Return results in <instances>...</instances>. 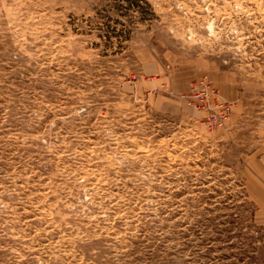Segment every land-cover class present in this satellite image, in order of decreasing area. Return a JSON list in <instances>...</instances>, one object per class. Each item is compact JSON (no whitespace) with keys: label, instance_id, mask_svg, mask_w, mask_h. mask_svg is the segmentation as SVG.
Here are the masks:
<instances>
[{"label":"rangeland","instance_id":"1","mask_svg":"<svg viewBox=\"0 0 264 264\" xmlns=\"http://www.w3.org/2000/svg\"><path fill=\"white\" fill-rule=\"evenodd\" d=\"M0 264H264V0H0Z\"/></svg>","mask_w":264,"mask_h":264},{"label":"built area","instance_id":"2","mask_svg":"<svg viewBox=\"0 0 264 264\" xmlns=\"http://www.w3.org/2000/svg\"><path fill=\"white\" fill-rule=\"evenodd\" d=\"M214 118H217V117H214Z\"/></svg>","mask_w":264,"mask_h":264}]
</instances>
